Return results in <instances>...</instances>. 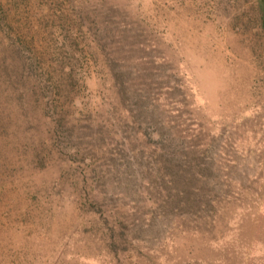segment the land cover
Instances as JSON below:
<instances>
[{
	"label": "rangeland",
	"instance_id": "rangeland-1",
	"mask_svg": "<svg viewBox=\"0 0 264 264\" xmlns=\"http://www.w3.org/2000/svg\"><path fill=\"white\" fill-rule=\"evenodd\" d=\"M263 20L0 0V264H264Z\"/></svg>",
	"mask_w": 264,
	"mask_h": 264
},
{
	"label": "trees",
	"instance_id": "trees-1",
	"mask_svg": "<svg viewBox=\"0 0 264 264\" xmlns=\"http://www.w3.org/2000/svg\"><path fill=\"white\" fill-rule=\"evenodd\" d=\"M263 28H264V20H263ZM64 65H66L65 62H63L62 67H64ZM65 77H66L67 81H70L72 83L74 76L71 73L66 74ZM43 109H46V108L43 107L41 110L42 114H45L46 112L44 113Z\"/></svg>",
	"mask_w": 264,
	"mask_h": 264
}]
</instances>
